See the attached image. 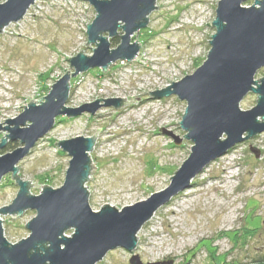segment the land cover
<instances>
[{"label":"rangeland","instance_id":"obj_1","mask_svg":"<svg viewBox=\"0 0 264 264\" xmlns=\"http://www.w3.org/2000/svg\"><path fill=\"white\" fill-rule=\"evenodd\" d=\"M218 2L157 0L158 8L149 15L147 26L132 35V43H141L136 58L117 60L107 72L97 67L72 77L66 105L76 108L98 98L141 100L120 108L102 105L95 112L107 113L102 116L88 111L78 116H57L54 127L18 163L20 177L28 181L40 178L39 185L62 186L71 156L55 143L79 135L91 137L102 128L90 153L97 170L86 183L94 210L106 203L122 209L168 187L194 144L177 123L182 120L187 101L177 94L151 97L146 91L164 89L203 63L216 31L211 22ZM252 4L253 0H248L243 5ZM96 15L88 0H36L21 20L0 32L2 126L9 125L6 119L19 116L32 99L46 96L50 85L68 70L74 72L70 57L82 49L93 54L96 44L88 43L87 25ZM118 32L109 37L112 48L121 41L123 30L119 28ZM262 77L264 67L255 76ZM256 99L257 93H248L241 108L255 106ZM112 112L116 113L112 116ZM161 127L182 138V144H176ZM0 131L2 142L5 132L10 131ZM19 146L18 140L8 138L0 155ZM12 176L8 172L0 181V208L11 204L19 192L20 186ZM42 190V186L30 187L32 194ZM12 215L2 213L0 217L5 236L16 243L29 236L26 224L36 210L29 208L16 218ZM73 232L70 228L66 234ZM138 237L134 252L144 263L172 260L173 264H238L261 260L264 264V132L210 162L190 187L156 211ZM131 256L132 252L118 247L97 264H129Z\"/></svg>","mask_w":264,"mask_h":264},{"label":"water","instance_id":"obj_2","mask_svg":"<svg viewBox=\"0 0 264 264\" xmlns=\"http://www.w3.org/2000/svg\"><path fill=\"white\" fill-rule=\"evenodd\" d=\"M88 1L97 11L93 22L87 25L88 43L96 44L93 54L88 55L82 49L70 57L74 72L68 70L50 85L52 88L46 96L32 99L19 116L6 119L9 125L0 124V129L10 131L2 137L0 149L6 146L8 138L21 143L15 150L0 155V181L12 172V178L20 186L16 198L0 208V214L10 213L16 218L29 208L36 210L35 217L26 224L29 236L16 243L5 236L0 217V264H97L118 247L132 252L129 264H173L172 260L144 263L134 252L138 232L158 209L190 187L210 162L238 143L264 132V77L255 78L264 67V0H253L251 6L243 5L248 0H219L216 17L211 22L216 31L211 35V48L203 63L192 74L164 89L146 91L151 97L177 94L187 101L182 120L177 123L187 131L185 138L194 144L189 157L170 178L168 187L122 209L106 203L100 210H94L86 183L97 170L90 153L102 128L91 137L79 135L55 143L71 156L62 186L39 185L40 178L23 180L18 174V163L54 127L57 116H78L87 111L102 116L107 113H95L102 105L120 108L141 100L140 97H133V101L121 97L98 98L76 108L66 105L72 77L97 67L107 72L109 65L117 60L136 58L141 43L137 40L132 43V35L147 26L149 15L158 8L157 0ZM35 2L0 3V32L21 20ZM119 28L123 30L120 44L112 48L109 37L118 35ZM250 92L258 94L257 103L242 109L240 103ZM101 100L105 103L101 104ZM113 113L116 112L109 114L113 116ZM160 130L172 135L176 144H182L183 139L172 131L165 127ZM256 154L259 156V151ZM31 185L42 186L43 190L32 194ZM70 228L74 232L67 235Z\"/></svg>","mask_w":264,"mask_h":264},{"label":"trees","instance_id":"obj_3","mask_svg":"<svg viewBox=\"0 0 264 264\" xmlns=\"http://www.w3.org/2000/svg\"><path fill=\"white\" fill-rule=\"evenodd\" d=\"M119 44H120V42H118L117 44L115 43V46L117 47ZM261 262H262L261 260L260 261L259 260H251L249 262H241V263H238V264H263Z\"/></svg>","mask_w":264,"mask_h":264}]
</instances>
